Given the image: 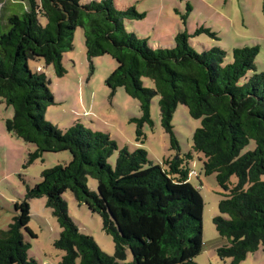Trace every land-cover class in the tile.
<instances>
[{
	"label": "trees",
	"instance_id": "1",
	"mask_svg": "<svg viewBox=\"0 0 264 264\" xmlns=\"http://www.w3.org/2000/svg\"><path fill=\"white\" fill-rule=\"evenodd\" d=\"M15 1L23 4V13L5 21L0 13V100L12 109L5 130L35 148L24 168L46 153L67 152L70 161L44 170L40 182L26 186L23 199L14 203L12 223L0 230V264H37L28 258L22 233L36 238L28 229L27 201L41 197L60 228L54 242L62 252L59 264H195L203 248L204 204L188 182L192 154L181 155L171 124L179 104L200 121L191 149L202 156L204 175L216 174L222 191L213 219L226 241L216 251L218 258L240 264L260 247L264 254V73L256 67L258 47L234 48L231 60L218 46L196 43L194 48L191 40L198 36L218 39L201 25L174 35L171 49L156 47L129 29L144 15L133 7L117 8L115 0ZM182 20L185 25L186 17ZM77 29L89 62L103 56L115 61L105 81L111 94L122 88L138 102L140 117L131 120L136 141L144 140L145 125L152 127L150 105L157 98L161 128L176 157L152 163L145 150L119 149L108 134L78 121L64 134L44 121L54 98L44 74H32L28 62L42 60L63 77L62 58L73 49ZM142 79L153 87L145 88ZM250 142L254 149L241 154ZM114 153L111 167L108 159ZM89 179L96 181V191L87 188ZM66 192L101 218L102 231L114 244L112 256L77 230L62 199Z\"/></svg>",
	"mask_w": 264,
	"mask_h": 264
},
{
	"label": "rangeland",
	"instance_id": "2",
	"mask_svg": "<svg viewBox=\"0 0 264 264\" xmlns=\"http://www.w3.org/2000/svg\"><path fill=\"white\" fill-rule=\"evenodd\" d=\"M12 1L15 0H1L2 21L8 15L23 13L24 6L16 1L12 4ZM187 5L191 8L190 12L187 11ZM115 6L122 9L133 6L138 13L147 14L144 21L134 22L129 29L134 26L137 32L151 36L150 43L159 38L169 41L177 26L184 32L186 29L183 27L182 17L185 16L188 31L201 25L210 28L218 37L216 40L204 35L193 38L191 42L194 48L196 43L206 47L218 46L228 53V60H231L232 49L257 46V71L264 73V0H116ZM40 23L45 25V19L40 18ZM62 65L66 74L57 78L52 68L46 66L42 60L28 62L32 74H44L48 82L47 88L54 98L55 104L49 105L45 110V122L64 134L65 129L78 121L86 128L108 134L119 149L126 148L129 152L145 150L152 163L161 164L169 156L176 157V153L170 150L168 136L161 128L157 98H153L150 105L152 127L145 125L144 140L136 141V127L131 120L140 117L138 102L128 97L122 88L111 94L105 81L116 68V63L108 56L89 62L80 29L75 31L73 49L63 56ZM141 81L145 88L153 87L150 80ZM11 116L12 109L0 100V230L7 229L12 223L16 215L13 205L23 199L26 186L35 187L44 170L68 164L70 161L67 152L46 153L42 159L24 168L27 154L35 148L6 132L4 122ZM171 124L181 155L192 154L188 182L199 191L204 204L203 248L194 262L227 264L216 254L217 249L226 241L218 236L213 225V219L219 215L218 203L222 199V191L216 182V174L205 176L202 162L199 161L202 156L191 149L192 134L199 128L200 121L192 119L186 107L179 104ZM254 147V143L250 142L241 154L253 150ZM116 156L117 153H114L108 159L111 167H114ZM261 180L264 181V176ZM231 182H236L235 177L231 178ZM86 185L90 191H96V181L89 179ZM62 199L66 204L67 215L77 230L92 238L105 254L112 256L114 244L111 236L102 231L101 218L96 213H91L85 205L76 202L70 192L63 194ZM27 204L31 217L28 229L36 235L32 239L25 231L22 233L24 242L29 245L28 258L37 264H59L62 252L54 248V242L59 237L60 228L46 206V198L28 200ZM129 261L131 256L127 254V262ZM240 264H264L262 248L247 255Z\"/></svg>",
	"mask_w": 264,
	"mask_h": 264
},
{
	"label": "crops",
	"instance_id": "3",
	"mask_svg": "<svg viewBox=\"0 0 264 264\" xmlns=\"http://www.w3.org/2000/svg\"><path fill=\"white\" fill-rule=\"evenodd\" d=\"M1 1V0H0ZM116 1V0H115ZM15 1H12V4L14 3ZM16 2H18V1H16ZM20 3V2H19ZM3 4V2H1V4L0 5H2ZM21 5H23L22 3H20ZM133 7V6H132ZM187 7H189V11L188 12H190L191 11V8H190V6L189 5H187ZM134 9H135V7H133ZM136 10V9H135ZM139 14H143L144 15V18L142 19L143 21L145 20V18H146V16H147V14H145V13H139ZM157 23H158V19H157ZM183 24V23H182ZM183 27L186 29L184 32L186 33V32H188V26H187V24L185 23V25L183 24ZM154 28H156V26L154 27ZM133 31H135L136 32V34H138V35H141V36H143V37H145V38H147L148 39V41H149V43H150V39H151V36H147V35H143V34H141V33H139V32H137V29L134 27V26H132V28H131ZM161 30V29H160ZM183 30H182V28H180V27H176V30H174V32H172L173 34H171V38L169 39V41H166L165 39H163V38H159V39H157V40H153V41H151L152 43V45L154 46H156V47H158V46H161V47H169V46H172V44H173V36L174 35H176L177 33H179V32H182ZM149 35V34H148ZM156 42V44H155V42ZM195 173V172H194Z\"/></svg>",
	"mask_w": 264,
	"mask_h": 264
}]
</instances>
